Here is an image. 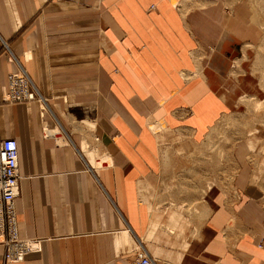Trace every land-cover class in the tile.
Here are the masks:
<instances>
[{"label":"crops","instance_id":"0c3cea01","mask_svg":"<svg viewBox=\"0 0 264 264\" xmlns=\"http://www.w3.org/2000/svg\"><path fill=\"white\" fill-rule=\"evenodd\" d=\"M225 4L0 0V139L19 145V236L43 241L19 264H129L139 246L160 264H264V185L228 164L199 191L188 169L232 114L243 32ZM18 64L45 111L7 101Z\"/></svg>","mask_w":264,"mask_h":264},{"label":"rangeland","instance_id":"374dc122","mask_svg":"<svg viewBox=\"0 0 264 264\" xmlns=\"http://www.w3.org/2000/svg\"><path fill=\"white\" fill-rule=\"evenodd\" d=\"M225 5L232 21L243 32V46L231 56V87L225 86L232 94V114L221 123L219 134L196 148V158L206 161L191 162L188 169L200 175L208 166L218 170L229 164L235 173L249 170L250 184L264 185V0H226ZM167 144L163 145L164 153L175 152L173 145ZM183 148L177 147L176 152L184 153ZM239 149L245 150V161H235ZM229 155L231 162L227 160ZM185 165L179 164L180 169H186ZM203 174L198 180L199 191L218 180L209 178L210 173Z\"/></svg>","mask_w":264,"mask_h":264},{"label":"built area","instance_id":"2783aa9c","mask_svg":"<svg viewBox=\"0 0 264 264\" xmlns=\"http://www.w3.org/2000/svg\"><path fill=\"white\" fill-rule=\"evenodd\" d=\"M10 61L16 58L10 55ZM19 65V64H18ZM7 101L9 103H32L41 105L45 111L46 99L40 93L29 73L19 65L16 72L8 76ZM19 145L16 139H0V230L5 237V264H19L32 253H40L43 241L39 239H22L18 232L16 200L20 197ZM129 264H160L147 249L139 246L136 257Z\"/></svg>","mask_w":264,"mask_h":264}]
</instances>
